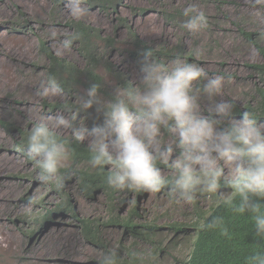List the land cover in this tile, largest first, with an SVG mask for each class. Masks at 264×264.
Returning <instances> with one entry per match:
<instances>
[{
	"label": "rangeland",
	"instance_id": "obj_1",
	"mask_svg": "<svg viewBox=\"0 0 264 264\" xmlns=\"http://www.w3.org/2000/svg\"><path fill=\"white\" fill-rule=\"evenodd\" d=\"M121 1L123 7L118 13L127 19L125 25H121L115 16L89 9L88 15L81 20L98 28L103 35L116 36L118 46L126 44L125 48L130 46L128 26L140 39L153 46H181L186 54L192 55L190 63L200 65L210 76L224 78L221 96L215 98L217 101L225 99L243 105L254 96L258 75L249 70L247 64L261 63L262 57L253 45L241 38L239 29L260 33L264 46V0L259 3L257 0H217V4L204 0ZM190 5L203 11L208 18V27L198 33H190L181 27L187 17L166 22L162 15V12L172 13L176 9L184 12ZM130 7L147 9V13L133 14ZM20 15L28 19L27 28L18 30L7 24ZM72 18L67 0L57 9L51 0H0V122L12 123L26 132L39 115H68L64 109H52L43 104L63 103L68 100L67 96L41 97L37 95V89L42 81H46L42 67L48 63L41 42L54 55L82 65L77 52L65 47L68 33L65 22ZM114 60L125 67L134 83L139 82L140 69L125 57L115 55ZM200 103L202 114L208 116V98L202 95ZM81 120L78 119V125ZM260 125H264V121ZM218 130H221L219 126ZM20 133L10 136L0 123V264H97L100 253L110 249L119 251V264H186L196 228L202 224V219L200 223L197 217L206 218L210 208L221 202L214 196L204 195L198 196L195 204H178L168 190L148 192L138 201L137 214L133 217L137 224L155 227L147 242L135 239L123 228L105 227L101 233V246L91 244L83 238L78 221L70 217L59 226H49L30 238L28 232L33 228L31 218L36 215L35 203L50 205L57 196L51 191L50 184L44 185L38 180L34 162L23 151ZM70 133L58 131L60 136ZM162 133L171 143L170 133L163 129ZM178 155L179 149H174V156ZM161 171L165 178L174 175L168 165ZM70 193L79 218L108 216V200L103 193L95 201L84 198L75 186L70 188ZM133 204L134 200L126 203L120 214L128 216ZM29 213H33L31 218ZM26 214L29 225L21 223ZM175 224H184L187 232L176 234L171 228ZM128 252L131 259L126 258Z\"/></svg>",
	"mask_w": 264,
	"mask_h": 264
},
{
	"label": "clouds",
	"instance_id": "obj_2",
	"mask_svg": "<svg viewBox=\"0 0 264 264\" xmlns=\"http://www.w3.org/2000/svg\"><path fill=\"white\" fill-rule=\"evenodd\" d=\"M67 6L76 19L88 15L85 0H67ZM184 16L187 19L181 27L190 33L208 27L207 16L194 5L185 9ZM75 38L67 39L65 47ZM141 71L139 82L118 88L112 101L104 100L100 85L93 84L85 95L75 98L74 107L66 103L67 116L37 117L23 151L38 168V180L62 186L61 169L68 166L72 149L58 131L67 130L76 142L87 141L93 168L110 167V187L150 193L167 187L176 203L188 205L195 204L200 195L223 201L235 193L239 202L233 201V211L250 216L256 239L264 241V204L260 203L264 201V125L258 126L251 112L231 120L235 104L215 99L221 96L224 78L210 76L196 63L180 58L164 63L147 51ZM37 95L64 97L65 92L50 76L40 83ZM202 95L210 102L208 116L202 114ZM94 106L103 113L104 125L88 129L83 120L78 125L80 113ZM225 121L228 126L218 130ZM162 129L170 133L171 143ZM174 149H179L178 156ZM160 163L173 170L170 180L162 174ZM222 187L231 191L225 194ZM222 224L223 217L214 216L202 227ZM97 264H119V251H102ZM244 264H264V250L245 257Z\"/></svg>",
	"mask_w": 264,
	"mask_h": 264
},
{
	"label": "trees",
	"instance_id": "obj_3",
	"mask_svg": "<svg viewBox=\"0 0 264 264\" xmlns=\"http://www.w3.org/2000/svg\"><path fill=\"white\" fill-rule=\"evenodd\" d=\"M204 1L217 4V0ZM51 2L54 9H57L64 0H51ZM85 4L89 10L98 11L105 16H115L121 25L127 23V19L120 17L118 13L120 8L123 7L121 0H85ZM130 9L136 15L147 13V9L143 8L137 10L130 7ZM162 15L166 22L183 20L185 17L184 12L177 9L172 13L162 12ZM7 24H12L15 28L21 30L27 28L29 21L23 15H20ZM65 27L68 31L66 40L76 37L69 47L77 52L81 58L82 65L54 55L41 42V50L48 59V63L42 67L45 79L47 80L50 76L55 77L68 98L63 103L48 104L44 102V107L47 104L52 109H64L66 103H70L74 107L76 94L85 95L93 84L100 85L99 95L106 101L114 100L118 88L126 87L129 84H137L133 82L125 67L115 62V55L127 58L130 63L140 70L144 54L147 51H151L153 58L159 59L164 63H169L176 58L185 59L189 63L193 60L192 55L190 53L186 54L179 45L170 48L167 45L153 46L146 43L139 38L131 26H128L130 46L126 48V44L118 46L119 40L116 36L103 35L98 28L81 19H69L65 22ZM239 32L245 42L256 48L262 57V62L247 64L248 69L258 75V81L253 89L254 96L243 105L235 104L230 119H242L243 113L251 112L254 114V118L257 119V124H259L264 121V46L261 43L260 33L244 28H240ZM71 99L73 102H69ZM80 118H82L89 129L103 126L105 122L103 113L97 112L95 106L87 112H81L77 121ZM0 123L1 127L10 136L21 132L20 134L23 137L22 144L25 147L28 131L22 132L12 123L4 121ZM228 123L229 121H225L219 125V128L224 130ZM163 130L165 133L168 132L166 129ZM60 137L69 142L72 149V157L68 166L61 169L62 186L50 184L51 191H54L57 196L55 201L50 205L42 206L40 203H35V217L31 218L33 213H29L31 224L33 225L32 230L28 232L29 237L41 234L49 226H59L64 219L70 217L78 221L83 238L91 244L101 246V233L105 227L123 228L126 233L132 234L135 239L147 242L149 234L155 230V227L137 224L133 217L137 214L138 201L147 196L148 192L128 189L117 190L110 187L107 184V175L110 167L105 166L103 169H99L90 165V153L87 143L76 142L72 139L71 133ZM158 166L161 169L167 167L163 163L158 164ZM36 170L39 171L37 167ZM166 179L170 180L171 178L166 177ZM73 186L84 198L90 201L97 200L101 193L106 195L108 200L106 212L108 216L106 218L93 219L79 218L70 193V188ZM167 190L168 188L166 187L162 191ZM221 191L225 193L231 191V189L222 187ZM214 198L217 197L214 196ZM131 200H134V204L130 209V214L128 216L120 214L121 208ZM234 200L235 203L239 202L235 193L230 198L211 207L206 218L197 217L200 223L202 219V224L196 228L191 252L186 264H244L245 257L257 250H264V241H258L253 232L251 217L233 211ZM260 203L264 204V201H260ZM27 215H24L23 218L21 217L22 224L26 223L29 225L30 220ZM214 216L223 217V224L216 228L202 227ZM171 228L176 234L187 232V227L184 224L171 225ZM225 229H227L226 233ZM126 255V258H132L129 252Z\"/></svg>",
	"mask_w": 264,
	"mask_h": 264
}]
</instances>
